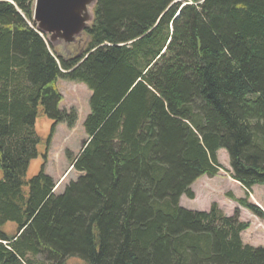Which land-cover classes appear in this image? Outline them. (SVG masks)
Returning <instances> with one entry per match:
<instances>
[{"label": "trees", "instance_id": "1", "mask_svg": "<svg viewBox=\"0 0 264 264\" xmlns=\"http://www.w3.org/2000/svg\"><path fill=\"white\" fill-rule=\"evenodd\" d=\"M35 1L0 0V264H264L238 211L180 206L227 171L225 150L246 191L228 198L264 220L249 201L264 186V0H99L82 63L32 27ZM60 80L92 95L72 162L82 176L56 195L43 170L26 175L39 112L48 145L77 122Z\"/></svg>", "mask_w": 264, "mask_h": 264}, {"label": "rangeland", "instance_id": "2", "mask_svg": "<svg viewBox=\"0 0 264 264\" xmlns=\"http://www.w3.org/2000/svg\"><path fill=\"white\" fill-rule=\"evenodd\" d=\"M58 91L62 98L59 105L60 110L67 113L74 111L77 115V122L73 128H69L64 123L57 125L51 143L48 145V140L52 135L53 123L41 111L39 112L36 122V133L41 138L39 156L30 163L26 175V179L30 180L43 170L56 183V195L62 194L66 186L71 182H76L82 176L81 173L72 169V162L79 156L84 142L88 139L84 123L90 113L92 95L86 85L65 80L58 82ZM46 154L47 159L44 157ZM218 161L227 171L220 170L216 177L204 176L198 180L193 186L197 194L196 199L190 200L184 196L180 206L190 211L206 212L213 203H217L228 217L233 216L238 211L239 220L250 224V228L242 233L243 243L256 248H264V220H260L228 198V194L236 198H245L246 191L231 178L230 172L232 170L229 156L225 150L218 152ZM1 178L2 173L0 171ZM249 201L264 210V186H256L250 194ZM6 228L9 234L15 232V228L11 224H8ZM70 263L81 264L76 260Z\"/></svg>", "mask_w": 264, "mask_h": 264}, {"label": "water", "instance_id": "3", "mask_svg": "<svg viewBox=\"0 0 264 264\" xmlns=\"http://www.w3.org/2000/svg\"><path fill=\"white\" fill-rule=\"evenodd\" d=\"M99 0H36L32 27L54 50L58 59L82 63L86 31L95 19ZM77 48H80L77 50ZM259 207V206H258ZM261 208V207H260ZM262 209V208H261Z\"/></svg>", "mask_w": 264, "mask_h": 264}, {"label": "crops", "instance_id": "4", "mask_svg": "<svg viewBox=\"0 0 264 264\" xmlns=\"http://www.w3.org/2000/svg\"><path fill=\"white\" fill-rule=\"evenodd\" d=\"M204 178V177H203ZM194 186V185H193ZM193 186H192V190H193V192L195 193V197H197V194H196V192L194 191V189H193ZM255 188V187H254ZM254 188H253V190H254ZM196 199V198H195ZM241 209V208H240ZM209 210V209H208Z\"/></svg>", "mask_w": 264, "mask_h": 264}]
</instances>
